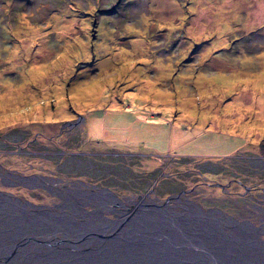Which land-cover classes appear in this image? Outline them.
I'll return each mask as SVG.
<instances>
[{"label":"rangeland","instance_id":"374dc122","mask_svg":"<svg viewBox=\"0 0 264 264\" xmlns=\"http://www.w3.org/2000/svg\"><path fill=\"white\" fill-rule=\"evenodd\" d=\"M261 154L264 0H0L6 209L60 213L64 183L92 220L190 203L264 240Z\"/></svg>","mask_w":264,"mask_h":264},{"label":"bare ground","instance_id":"6f19581e","mask_svg":"<svg viewBox=\"0 0 264 264\" xmlns=\"http://www.w3.org/2000/svg\"><path fill=\"white\" fill-rule=\"evenodd\" d=\"M71 192L61 208L56 206L60 213L0 204V260L10 254L6 259L14 264H58L57 256L70 264H264V240L257 237L262 229L246 219L198 215L190 203L181 210L156 203L144 209L148 205L143 202L135 203L130 216L121 211L109 221L98 210L92 220L80 207L85 192ZM97 197L100 203L114 201L102 192ZM57 240L67 252L57 249Z\"/></svg>","mask_w":264,"mask_h":264},{"label":"flooded vegetation","instance_id":"af4514ba","mask_svg":"<svg viewBox=\"0 0 264 264\" xmlns=\"http://www.w3.org/2000/svg\"><path fill=\"white\" fill-rule=\"evenodd\" d=\"M61 184V186H62V188H64V190L63 191H66L65 193L67 194V193H69V191L70 190H72V191H74V189H72V187L71 188H68V186H66L64 183H60ZM70 187V186H69ZM84 192V191H83ZM85 193H87V192H85ZM79 200H81L80 198H79ZM2 200L0 199V204L2 205V202H1ZM29 205V204H28ZM82 209H83V207L82 206H80ZM0 208L2 209V206H0ZM262 211V214H264V211L263 210H261ZM4 261V260H3ZM3 264H14V263H11L10 262V260H8L7 262H5L4 261V263ZM16 264H26V263H24V262H22V261H20V262H18V263H16Z\"/></svg>","mask_w":264,"mask_h":264},{"label":"trees","instance_id":"16d2710c","mask_svg":"<svg viewBox=\"0 0 264 264\" xmlns=\"http://www.w3.org/2000/svg\"><path fill=\"white\" fill-rule=\"evenodd\" d=\"M93 62V61H92ZM261 156H264L263 154H261Z\"/></svg>","mask_w":264,"mask_h":264}]
</instances>
